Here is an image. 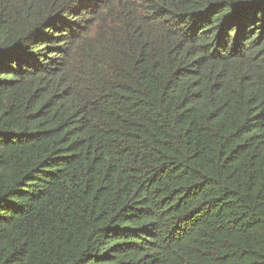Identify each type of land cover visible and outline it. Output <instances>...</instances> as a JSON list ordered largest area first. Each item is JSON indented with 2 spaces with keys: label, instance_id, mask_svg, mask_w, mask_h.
Returning <instances> with one entry per match:
<instances>
[{
  "label": "trees",
  "instance_id": "1",
  "mask_svg": "<svg viewBox=\"0 0 264 264\" xmlns=\"http://www.w3.org/2000/svg\"><path fill=\"white\" fill-rule=\"evenodd\" d=\"M0 264H264V0H0Z\"/></svg>",
  "mask_w": 264,
  "mask_h": 264
}]
</instances>
